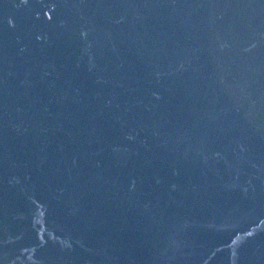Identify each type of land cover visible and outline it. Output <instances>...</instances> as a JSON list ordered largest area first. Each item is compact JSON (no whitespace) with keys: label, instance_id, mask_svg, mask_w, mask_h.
<instances>
[{"label":"water","instance_id":"95a60500","mask_svg":"<svg viewBox=\"0 0 264 264\" xmlns=\"http://www.w3.org/2000/svg\"><path fill=\"white\" fill-rule=\"evenodd\" d=\"M0 264H264V0H0Z\"/></svg>","mask_w":264,"mask_h":264}]
</instances>
